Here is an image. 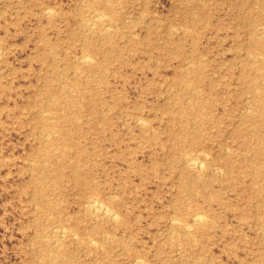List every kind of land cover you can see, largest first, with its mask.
I'll return each instance as SVG.
<instances>
[{
	"label": "rangeland",
	"instance_id": "rangeland-1",
	"mask_svg": "<svg viewBox=\"0 0 264 264\" xmlns=\"http://www.w3.org/2000/svg\"><path fill=\"white\" fill-rule=\"evenodd\" d=\"M0 48V264H264V0H0Z\"/></svg>",
	"mask_w": 264,
	"mask_h": 264
},
{
	"label": "bare ground",
	"instance_id": "bare-ground-1",
	"mask_svg": "<svg viewBox=\"0 0 264 264\" xmlns=\"http://www.w3.org/2000/svg\"><path fill=\"white\" fill-rule=\"evenodd\" d=\"M107 1V0H106ZM110 2V1H109ZM108 2V3H109ZM110 4V3H109ZM52 10V9H51ZM48 11V10H47ZM46 10H45V12H47ZM53 11V10H52ZM99 11V10H98ZM101 11V10H100ZM97 12V11H96ZM103 12V11H102ZM50 13V12H49ZM98 13V12H97ZM104 13V12H103ZM48 14V13H47ZM92 14V13H91ZM95 16V15H94ZM97 16H99L98 14H97ZM96 16V17H97ZM103 16V15H102ZM107 16V15H106ZM100 18V17H99ZM101 18H103V17H101ZM93 19H94V17H93ZM96 20H98V18H95ZM110 19H111V17H110ZM94 21V20H93ZM87 22V21H86ZM95 23L97 22V21H94ZM87 24V23H86ZM94 24V23H93ZM92 24V25H93ZM92 25H91V29H92ZM96 25V24H95ZM97 26V25H96ZM106 26V25H105ZM107 27V26H106ZM113 27V26H112ZM105 28V27H104ZM108 28V27H107ZM114 28V27H113ZM113 28L111 29V30H113ZM91 29H89V31L91 30ZM106 29V28H105ZM108 30V29H107ZM110 31V30H109ZM103 32H106L105 30L103 31ZM99 33H102L101 31L99 32ZM110 33V32H109ZM263 33V32H262ZM259 34V33H258ZM134 35V34H133ZM257 35V34H256ZM260 35V34H259ZM100 36V35H99ZM257 37V36H256ZM1 49V48H0ZM2 50V49H1ZM1 52V51H0ZM2 55V54H1ZM85 56H87V55H85ZM260 56V55H259ZM80 58V57H79ZM93 58V57H92ZM92 58L90 59V57H89V59L87 58V57H83V58H81V59H83L82 60V63H84V64H92V62L91 61H89V60H92ZM187 64H189V63H187ZM240 66V65H239ZM187 67V66H186ZM80 71V70H79ZM75 72V71H74ZM73 72V73H74ZM70 81V80H69ZM72 82V81H71ZM187 85V84H186ZM258 92V91H257ZM69 93V92H68ZM76 93V92H75ZM52 100H54V98L52 99ZM256 101V100H255ZM248 106V105H247ZM248 110H250V109H248ZM256 112V111H255ZM258 112V111H257ZM44 113V112H43ZM46 113H47V111H46ZM141 118V117H140ZM53 120V119H52ZM142 120H144V119H142L141 118V120L140 121H142ZM145 121H146V119H145ZM139 123H141V122H139ZM147 123V122H146ZM144 124V125H143ZM149 124V123H148ZM147 124V125H148ZM142 125L143 126H145V122H143L142 123ZM151 127V126H150ZM152 128V127H151ZM153 130V129H152ZM54 132V131H53ZM55 133H58V132H55ZM61 145V144H60ZM254 146V145H253ZM58 147H59V145H58ZM229 151V150H228ZM62 152V151H61ZM200 152V151H199ZM198 152V153H199ZM63 153V152H62ZM205 154V153H204ZM205 155H207V153L205 154ZM197 157L198 156H196V158H194V157H192V155L190 156V157H187L186 158V162H187V164L190 166V168L191 167H193V168H200V167H202V166H204V165H202L201 164V162H200V160L198 161V159H197ZM185 162V163H186ZM202 162H204V161H202ZM206 163V162H205ZM206 166H207V164H206ZM217 167V166H216ZM203 168V167H202ZM200 170V169H199ZM199 170H197V171H199ZM217 170H218V168H217ZM220 174H221V172H220ZM197 176H198V174H197ZM199 179V178H198ZM254 182V181H253ZM256 187V186H255ZM212 198V197H211ZM103 202V201H102ZM85 205V204H84ZM86 206V209L87 210H89V211H91V213L93 212V213H95V214H98V215H103V216H106L107 218H111V219H116L117 220V216H116V214L115 213H117V212H113L112 211V209L111 208H109L108 206H106L105 205V203L103 204V203H101V200H99L98 198H96V197H93L91 200H89L88 201V203H87V205H85ZM85 209V208H84ZM85 209V210H86ZM114 210V209H113ZM92 213V214H93ZM120 213V212H119ZM94 214V215H95ZM95 217V216H94ZM98 217V216H97ZM96 217V218H97ZM192 217H193V222L195 223V224H200V223H205L206 222V217L204 216V214L203 213H200V212H198V211H194L193 213H192ZM99 218V217H98ZM207 218H208V216H207ZM173 219V218H172ZM120 220V219H119ZM174 220V219H173ZM180 222H181V220H179ZM171 224H173L172 222H171ZM179 224V223H178ZM184 224V223H183ZM188 225V224H187ZM171 226V225H170ZM189 226V225H188ZM63 227H65V226H63ZM189 227H191V225L189 226ZM193 227V226H192ZM183 228H186V225H184L183 226ZM188 228V227H187ZM69 229V228H68ZM73 229V228H72ZM189 229H191V228H189ZM63 231V230H62ZM65 231H67V230H65ZM69 231V230H68ZM174 231V230H173ZM191 231V230H190ZM64 232V231H63ZM178 233V232H177ZM60 234H61V232H60ZM63 234H65V233H63ZM74 234V233H73ZM173 234H175V233H173ZM182 234V233H181ZM179 235V234H178ZM70 236V235H69ZM106 236H107V234H106ZM183 236V235H182ZM43 237V236H42ZM63 237V236H62ZM44 238V237H43ZM60 238V237H59ZM107 238V237H106ZM92 239V238H91ZM172 239V238H171ZM64 240V239H63ZM92 240H94V239H92ZM57 241V240H56ZM59 242V241H58ZM180 242V241H179ZM178 242V243H179ZM57 244V243H56ZM93 244V243H92ZM96 244H98L97 242H96ZM61 245V244H60ZM180 245V244H179ZM93 246V245H92ZM99 247H101V245L99 246ZM62 248V247H61ZM97 248V247H96ZM50 253V252H49ZM48 253V254H49ZM53 253V252H52ZM61 254V253H60ZM51 255V254H50ZM61 256V255H60ZM65 257V256H64ZM141 258V257H140ZM51 259V258H50ZM55 259V258H54ZM61 259V258H60ZM58 260V259H57ZM136 260V259H135ZM139 260V259H138ZM56 261V260H55ZM143 261V260H142ZM137 261H135V263H136ZM134 263V262H133ZM143 264V263H142Z\"/></svg>",
	"mask_w": 264,
	"mask_h": 264
}]
</instances>
